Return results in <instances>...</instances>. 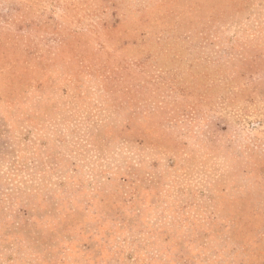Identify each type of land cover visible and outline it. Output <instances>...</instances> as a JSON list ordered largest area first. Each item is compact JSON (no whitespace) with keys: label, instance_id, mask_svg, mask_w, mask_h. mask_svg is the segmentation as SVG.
<instances>
[{"label":"rangeland","instance_id":"rangeland-1","mask_svg":"<svg viewBox=\"0 0 264 264\" xmlns=\"http://www.w3.org/2000/svg\"><path fill=\"white\" fill-rule=\"evenodd\" d=\"M0 264H264V0H0Z\"/></svg>","mask_w":264,"mask_h":264}]
</instances>
